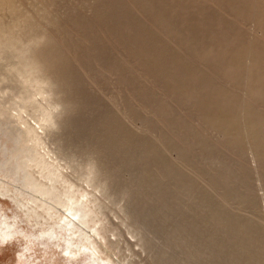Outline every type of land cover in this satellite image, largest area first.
Returning a JSON list of instances; mask_svg holds the SVG:
<instances>
[{
	"label": "rangeland",
	"instance_id": "1",
	"mask_svg": "<svg viewBox=\"0 0 264 264\" xmlns=\"http://www.w3.org/2000/svg\"><path fill=\"white\" fill-rule=\"evenodd\" d=\"M104 2L124 4L123 7L125 6L126 11L136 19L138 24L146 26L150 32L162 39L161 41L165 43L172 56L175 54L178 58L181 56L180 59H186L184 62L192 64L196 71L200 74L203 73L202 76L208 77L209 80L213 79L211 81L214 85H217L219 89L222 88L223 92L226 90L225 93L228 92L229 96L238 100L240 104L242 103L241 106H243L239 108L241 111L238 109L236 111L237 117H241L239 118L240 122L238 121L241 124V132H244L243 134L240 132L245 139L244 143L241 142L242 151L234 149L227 143L226 138L223 137L224 131L218 128L213 132L215 126L212 128V125H208L206 120V124L202 125L203 120L201 119L204 118H198L202 115L199 112L200 109L195 107L197 103L186 104L185 100L183 102V98L176 94L177 91L174 89V91H170L167 88L169 85L167 81L159 80L152 72L145 70L140 62L130 55L125 45H122L116 37L109 33L106 27H96V30L99 31L96 33L97 46L102 49L104 58L100 59L101 61L90 58L87 59V62L76 58L75 48L69 46V42L74 40L82 46H87L89 38H81L79 30L77 31L75 28L74 21L88 20L90 23L91 20V23H94L99 6ZM14 4L16 5H14L15 13L0 7L1 22L9 23L15 18L14 15L22 14L24 18L26 17L28 26L20 24V28H15L16 35H20L21 38L18 37L17 41V45L21 49L20 54L13 49L0 50V157L7 150H12V153H15L16 150L22 148L18 142L20 136L24 135L29 149L43 155L45 162L40 157L39 165L43 166L46 163L54 170L52 179L55 182L65 183L61 184L60 189L57 184H54L57 185L54 189L50 187L48 189L50 196H59L61 200H58L64 203L67 202V198L73 199L74 197L82 201L86 211H84L85 218H90L89 225L96 227L97 232H92V236L88 235L90 237L87 241L88 244L84 242L90 246L88 248L94 251L92 255H90L91 251L87 250L83 253L80 252L78 256L77 254L68 256L59 245H63L62 241L65 238L79 243L78 238L82 237L80 232L85 231L78 224H67L68 221L64 217L58 224H53L50 227L58 236L41 237L39 231L49 228L50 225L44 224L43 221L42 224H36L39 220L34 219L33 216L32 219L27 218L26 210L24 211L22 206L17 204L18 200L11 199L16 195L18 198L28 197L27 190L16 180L17 176L11 177V180L5 173L0 177L9 182L12 193L10 192L8 195L0 193V218L3 217L15 230L3 239L0 237V264H84L82 260L89 255L92 258H98L100 262L101 260L107 262L106 264H254L252 258L255 259V263L258 262V258H263L264 170L262 168L264 167L260 164L264 160L257 155L258 152L255 148H251L253 141L249 136V126L245 123L247 119H244L246 111L245 113L243 111L246 104L254 105L258 110L263 109L264 105L261 107V102L255 101L250 95L247 73L241 74L240 79L234 81L216 68L211 55L196 58L193 56L196 50L195 46H186L179 39H173V36L170 38V35L166 34L136 6L137 4L135 5L129 0H14ZM205 5L209 11L212 10L211 13H215L214 15L218 17L222 15L224 22L234 21V16L230 11L228 13L214 2L207 1ZM97 7L99 8L97 9ZM116 17L121 18V15L118 14ZM70 20L71 22H69ZM236 23L242 34V40L245 43L258 41L264 51V28L258 26L252 18L236 21ZM62 30L66 34H63ZM56 38L60 39L62 44H66L62 50L64 48V55L69 56V63L73 71L76 72L77 78L79 77V86L83 90L79 89L80 91L77 92H81V94L73 93L70 88L62 85L49 70L47 71L46 68L44 70V66L40 69H31L30 61L34 53L42 47L45 48L46 44L50 43V39L56 41ZM76 39L78 41H75ZM181 44H184L183 47ZM183 54L184 56H182ZM188 54L190 55L188 56ZM185 55H187L186 58ZM242 63L245 68L250 67L251 58L244 57ZM111 66L114 67V70ZM177 79L178 77L175 75L171 80L172 84L177 83ZM219 84L222 86L220 87ZM194 91L197 96L194 95ZM194 91L193 95L200 99L203 90ZM179 99L181 102L178 101ZM148 100L155 101L150 104ZM153 105L155 108H152ZM187 107L191 109L190 112ZM195 109L198 110V116ZM261 111L264 112V109ZM178 120L181 125H184L183 129H181ZM183 122L188 125L189 129L192 127L191 129L195 131L193 134L195 133L200 138L206 134L204 140L207 138L210 140L206 143L210 142L211 145H208L213 146L212 149L210 148L212 152H209V146L201 148L207 152H201V149L194 146L195 151L191 146L193 151L189 146L192 152L186 153L190 150L187 149L188 144H193L192 140L196 141L195 138L190 137L192 130L190 132L188 130V133L185 128L187 125ZM169 123L176 124V126L171 128L172 125ZM209 126L213 130L209 129ZM26 127L31 129L28 135L24 129ZM179 128L183 133L186 130L187 134L184 135H189L186 136L187 139L183 138V133H179ZM220 132L223 133V136ZM7 133L20 134L16 136L17 142L16 137L11 140ZM179 134L183 136L181 137ZM183 139L190 141L188 143ZM193 145L198 146V143ZM14 150L15 152H13ZM184 151L185 153H183ZM240 153L241 155H239ZM192 160L195 162L193 163ZM17 161L20 163L19 157ZM166 167L169 169L168 171L171 170L170 173L165 170ZM44 168L47 167L44 166ZM29 174L37 179L32 172ZM239 174L246 180L243 181ZM174 175L176 176L174 177ZM181 178L185 181L182 182L183 184L190 185V189L188 186H186L188 190L182 188ZM45 183L42 182V185ZM51 183L49 181L47 185ZM9 187L7 185L8 190ZM225 191L231 194H227ZM223 192L227 195H223L225 194ZM232 193L237 195H235L236 198L233 199L234 194L232 195ZM227 198L229 200H226ZM244 198L248 201L250 199L253 203ZM88 199L91 203L88 202ZM75 207L77 208V206ZM217 207H220L219 211ZM40 210L41 208L37 209V211ZM75 214L74 222L80 213L76 211ZM217 215L221 219H217ZM231 217H235L236 220L238 218L245 219L246 222L244 220L243 223L240 222L241 225L236 229L235 225L239 222L234 224L236 220L234 219V221ZM91 219L97 223L92 225ZM231 219L234 226L231 225ZM220 221L228 231L235 229V234L238 233L239 236H236L233 230H231L233 234L231 231L223 230L221 223L219 226ZM249 222L255 225L252 226ZM245 223L252 228L250 226L248 227L250 230L246 228ZM256 225L257 228H255ZM87 226L85 225V228H89ZM246 229L249 230L248 235L251 231V238L246 235L245 231L248 232ZM88 230L86 229V231ZM239 233L242 235L244 233V235L241 236ZM236 238L240 239V242H242V238L249 241L252 239L254 244L255 240H259L261 247L258 243L253 244L256 247L253 251H257L255 255L258 253V258L254 252V257L251 254L252 248L249 247V243L246 242L244 245V248L248 245L245 250L241 247L240 242V244L236 243L238 242ZM245 251L248 255L245 254ZM261 260H259V264L263 263L264 258L263 261Z\"/></svg>",
	"mask_w": 264,
	"mask_h": 264
},
{
	"label": "bare ground",
	"instance_id": "2",
	"mask_svg": "<svg viewBox=\"0 0 264 264\" xmlns=\"http://www.w3.org/2000/svg\"><path fill=\"white\" fill-rule=\"evenodd\" d=\"M207 1H209V2L212 1L217 6L223 7L225 9V11H227L228 13L230 11L233 14V16H234V21L232 20V22H230V20H229V22H224L223 19H222L223 17H221L222 15L218 17L217 15H214L215 13L214 14L211 13L212 10L209 11L208 8H206L205 3ZM129 2L134 3L135 5L137 4L136 6H138L152 20V22L157 24L166 34L170 35L169 36L170 38H171V36H173L174 37L173 39H175V38L179 39L186 46H188V45L191 46V47L195 46L196 50L194 51L193 56H195L196 58L198 57V59H199V58H202L203 56L205 57V56H210L211 55L212 61L216 65V68L219 71H221L224 75L229 77L230 79H232L234 81H238L240 79L241 74H243V73L246 74L247 73L246 75L248 77V89H249L250 95L252 96V98L255 101L261 102L260 103L261 107L264 105V51H263V47L261 46V43H259L258 41H256V42L253 41L251 43H245L242 40V34L240 33L239 28H238L237 23H236V21L240 22V21H245V20H247L249 18H252V19H254L257 22L258 26H261V27L264 28V0H129ZM15 4H14V0H0V7H3L4 9L5 8L9 9L11 13L14 12V10H16V8L14 7ZM123 5L124 4H120V3H117V2H113V3L112 2H104L102 5L99 6L100 8L97 7V9L99 8V11L94 9V11L95 10L97 11L94 23H91V20H90V23H89L88 20H87L88 22L87 21H83V20H75L74 21V24L76 26V27L75 26L74 27L77 28V31L79 30V33L81 34V38L82 39L83 38L85 39V37L89 38L88 39L89 40V44L87 46H82V44H79L78 42H74V40L69 42L68 45L69 46H73L75 48L74 52H75L76 58L77 59L79 58V59L84 60L86 62H87V59H90V58L97 59V60H100V59L104 58V54L101 51L102 49L99 48V46H97L98 39H97L96 33H99V31L96 30L97 29L96 27H106L109 30V33H111L114 37H116L122 43V45H125V47L129 51L130 55L133 58H135L136 60H138V62H140V64L145 68V70L147 69L150 72H152L156 76L157 79L158 78H159V80L162 79L164 82L167 81L169 83L167 88H169L170 91L173 90V89L175 91H177V93L176 92L175 93L179 94L183 98V102L185 100L186 104L187 103H189V104H192V103L196 104L197 103L196 104L197 106H195V107H198L200 109L199 112H201V115H202V116L199 115L200 117H198V118L199 119L204 118V119H201V120L204 121V123H203V121L201 122L202 125L206 124V122H205V120H206L208 125L209 124H210V126L212 125V128L214 126L216 127V128L214 127L213 129H215V130H213L209 126V129L213 130V132L217 131L216 129H218V128H219V130L224 131V136L222 135L223 133H221L222 131L220 132V134L224 138H226L227 143L229 145H231V147H234V149H236V150L238 149V151L241 150V148H240L241 147V142L243 140H245V139L243 138V135H242L244 132H241V129H240V125L241 124L238 123V121L240 122L239 118H241V117H237L238 114L236 115V111H237V109L239 110V108L243 106V105L241 106L242 103L240 104V102L238 100H236L232 96H229L227 94L228 92L225 93L226 90L223 92V90H221L222 88L219 89L217 87V85H214L213 82L211 81L213 79L210 78L211 80H209L208 77L202 76L201 74H203V73L200 74L198 71H196V69L194 68V66L192 64L184 62L186 59L185 60H183V58L180 59L181 56L178 58L177 55L175 56V54H174V56H172L170 54L171 52L166 47L165 43H163V41H161L162 39H160L159 36L154 34L153 32H150V30L146 26H143L142 24H138L136 22V19L128 11H126L125 6L123 7ZM128 5H130V4H128ZM1 11H2V9H1ZM25 11H26V9H25ZM190 11H192V12H190ZM214 11H216V10H214ZM76 14H77V12H76ZM118 14L121 15L122 19L116 17V16H118ZM14 16H15V18L13 17L14 19H12L9 23L1 22V19H0V50L3 51L5 49H13V50H16L17 53L19 52V54H20L21 53L20 52L21 49H20V47H18L19 45H17L18 44L17 41L19 40L18 37L20 35L19 36L16 35L17 32L15 31V28L16 27L20 28L21 27L20 24L21 25L23 24L24 26H28V25H27V22H26V19H25L26 17L24 18V16L22 14L14 15ZM43 16H45V15H43ZM71 17H69V18H71ZM84 20H86V19H84ZM69 22H71V20ZM34 23H35V21H34ZM45 28H47V27H45ZM99 30H100V28H99ZM62 32H63V34H66L64 32V30H62ZM62 40H64V38ZM20 41H19V43H20ZM75 41H78V40L76 39ZM48 43L46 44L47 46L45 48L42 47V49H39L38 51H36L34 53L33 57L30 56L31 57V61H30L31 62L30 63L31 69H38V68L40 69L41 67L43 68V66H44V70H45V68L47 69V71L49 70V72L52 75H54L55 78L60 83H62V85H65L67 88H70V90H72L73 93H76L80 89L79 81H78L79 77L77 78L76 72L73 71V68H72V66L69 63V58H68L69 56L66 57V55H64V53H63L64 48L62 50V47L63 46L65 47L66 44H62L61 40L60 39L58 40L57 38H56V41H54V39H52V40L50 39L49 45H48ZM183 45L181 44L182 47H183ZM26 47H24V48H26ZM189 50H188V52H190ZM23 51L25 52V49H23ZM124 51H126V50H124ZM185 54H187V52H185ZM0 55H1V53H0ZM189 55L190 54H188V56ZM182 56H184V54ZM186 56L187 55H185V58H186ZM246 56H249L251 58V65L248 68H245L243 63H242L243 58L246 57ZM188 59H189V57H188ZM33 60H36L37 62L39 61V65L38 66H34L33 63H32ZM192 60L193 59H191V61ZM25 62L27 63V61H25ZM82 63H83V61H82ZM191 63H193V62H191ZM79 64H80V62H79ZM194 65L196 66V64H194ZM98 66H99V64H98ZM111 67H113V66H111ZM85 69L86 68L84 67V70ZM113 70H114V67H113ZM12 71H13V69H12ZM31 71H29V72H31ZM149 71H147V72H149ZM174 74L176 75V77H178V79H177V83L174 82L172 84L171 80L174 78V76H175ZM42 77H44V76H42ZM156 78H155V80H156ZM221 78H223V77H221ZM125 79H127V78H125ZM159 80H158V82H160ZM169 80L171 81V84H170ZM85 81H87V80H85ZM215 82H218V81H215ZM86 85H88V84H86ZM219 85H220V87L222 86L221 84H219ZM120 88H121V85H120ZM150 89H152V88H150ZM197 89L198 90H203V93H201V95L199 94L202 97V99H201V97L199 99V98L194 96L195 94L197 96V93H195V91H194V90H197ZM80 90L82 91L83 89L81 88ZM67 91H69V90H67ZM193 91H194V95H193ZM198 92L200 93V91H198ZM42 93H44V92H42ZM78 94H81V92H79ZM234 94H235V91H234ZM173 95H174V93H173ZM179 95H177V96H179ZM230 95H231V93H230ZM72 98H74V96H72ZM178 98H180V97H178ZM26 99H28V98H26ZM151 100L150 101L148 100L150 104L153 101H155V100H153V101H151ZM176 100H177V98H176ZM81 101H83V100H81ZM178 101H180V99ZM26 102H27V100H26ZM27 103H29V101ZM97 104H99V103H97ZM186 104H184V105H186ZM154 106L155 105H153L152 108H155ZM163 106H164V104H163ZM187 106H189V105H187ZM245 107H246L245 109L243 107V109H244L243 112L245 113V111H246V113H245L246 117L244 119L245 120L247 119L246 120L247 122L245 121V123H247V125L249 126V129H250V131H248V132L250 133L249 136L252 139V140L251 139L250 140L253 141L251 144H252V146L255 145L253 147L251 146V148H255V150H257V152H258L257 155H259V157H261L262 160H264V112L261 111L264 108L263 109L260 108V110H258L257 108H255L254 105H251V104H246ZM190 108H191V106H190ZM190 108L187 107V110L189 112L191 111ZM195 110H197V109H195ZM49 111H51V110H49ZM239 111H241V110H239ZM239 114H240V112H239ZM197 116H198V110H197ZM92 119H95V118H92ZM168 122H170V121H168ZM179 122H180V120H178V123ZM171 123H169V124H171ZM183 123H185V122H183ZM245 123L243 122V124H245ZM181 124H182V119H181ZM181 124L179 123V125H181ZM26 125H28V124H26ZM171 125H172L171 128L176 126V124L175 125L171 124ZM185 125H187V124L185 123ZM23 126H24V124H23ZM182 126H184V125H181V127ZM27 127L24 128L25 132H26V135H28L31 132V129H29ZM185 128H187L186 129L187 132H188V130H189V132H190V130H192L191 129L192 127L189 129L188 125ZM181 129H183V127ZM181 129L179 128V133L181 132L180 131ZM115 130H113V131H115ZM186 130H184L185 133H186ZM111 131H112V129H111ZM193 132H195V131L194 130L191 131L192 136L190 135V137L191 138L193 137V139L195 138V141L198 143V146L200 145L199 147L197 145H193L196 142H194V140H192L190 137H188V138H190L192 140L193 144H191V143H190V145L188 144L189 141H190L189 139L188 140H184V139H187L186 136H189V135H184L185 133H183V132H181V133H183L184 136L179 134L181 137L182 136H183V138L185 137L183 139L185 142L186 141L188 142L187 143L188 144L187 149L189 148V146H190V148L192 146L195 149V151H196V148H199V150H200L201 148H206L207 146H209V152H212V150H210V148L213 147V146H210L211 145L210 142L208 143L210 145H208L206 143V141H208L209 139L207 138V140H204V137H205L206 134L205 135L203 134L204 136L202 137L203 138L202 139V138H200V136L195 135V133L193 134ZM248 132H246V133H248ZM123 133H125V132H123ZM225 134L227 135V137H225L226 136ZM7 135L11 138V140H13L16 136H18L20 134L15 135V134L7 133ZM125 135H127V134H125ZM194 135H195V137H194ZM125 138L127 139V137H125ZM15 139H16V142H17L18 138L16 137ZM138 142H139V140H138ZM18 143L20 144V146L22 148L16 150V152L14 150L13 152H15V153H12V150H9V151L7 150L8 152L6 151V152L2 153V156L0 157V173H1L0 175L4 176L5 173H7V177L9 176V178L11 180H12V178H14V176H17L18 179H16V180L19 181L20 184L27 190L28 197L18 198L17 195H16L15 197L14 196L11 197V199L13 201L14 200L15 201L18 200L16 202H17V204L19 206H22L24 211L26 210L25 211V215L27 216V218L29 217L30 219H32L31 217L33 216L34 219L39 220V222L36 223V224H42V221H43L44 224L47 223V224L50 225L49 228H44V229H41L39 231V235L41 237L42 236L51 237L52 235H55V231L52 228H50V227H51V225L53 226V224H58V222L61 221L64 217L66 218L65 220L68 221L67 224H78V226L85 231V232H80L82 237L79 236V238H78L79 243H74L73 241H71L69 239L67 240L65 238L64 241H62L63 245H61V246L59 245V247H61V249L64 252H66L68 256H72V255H75V254H77V256H78V254L80 252L83 253V251H87V250L91 251L90 255H92L94 253V251L92 249L88 248L90 246L87 245L88 244L87 241H89V239H90V237H88V235L89 234L91 235L92 232L96 233L97 230H96V227H93V226L91 227L89 225L90 218H87V219L85 218L86 217V215H85L86 211L84 210V207H83L84 203L82 201L78 200V198L75 199V197L73 199H71V198L68 199L66 197L67 198V202L65 201L66 203H64V202L59 201V200H61L59 198V196H54V195L50 196L49 191H48V189H50V187H52L54 189L58 185V189H60L59 187H62L61 184L64 185L65 183H63V182L59 183L58 181H57L58 182L57 183V182H55L54 179H52V177H53L52 174H53L54 170L50 166H48L46 163L43 166H42V164L39 165L40 157H42L43 160H44V157H43L42 154H39L36 151L34 152V151L30 150L31 148L29 149L28 145H26V140H25L24 135L20 136ZM38 143H39V141H38ZM243 143H244V141H243ZM129 144H131V143H129ZM15 145H17V144H15ZM31 146H34V145H31ZM150 146L152 147V144ZM12 148H15V147H12ZM145 148H147V147H145ZM191 149L188 152H186V153H189L191 151ZM27 150H29V151H27ZM38 150L40 151V149H38ZM152 150L154 151V149H152ZM204 151L207 152L205 149H203L201 152H204ZM149 152H150V150H149ZM243 152H245L244 149H243ZM30 153H33V154H30ZM41 153H42V151H41ZM179 153H180V151H179ZM183 153H185V151ZM14 154H16V155H14ZM254 154H255V151H254ZM239 155H241V153ZM257 155H255V156L257 157ZM18 157H19L20 163H18V161H17ZM32 157H34V158H32ZM257 159H259V158H257ZM26 160H27V162H26ZM258 161L261 162L260 160H258ZM44 162H45V160H44ZM194 162L195 161H193V163ZM48 163H50V162H48ZM44 166H46L47 168L45 169ZM101 166H102V164H101ZM260 166L264 167V161H263L262 164H260ZM262 169L264 170V168H262ZM40 170H42V173H40ZM165 170L168 171L169 169H167V167H166ZM170 171H168V172L170 173ZM30 172L33 173V176L35 174L36 177L35 176L34 177L37 178V179H34L32 177V175L29 174ZM172 173H175V172L172 171ZM176 175H174V177ZM178 176H180V175H178ZM239 177H241V179L243 181L246 180V179L244 180V178L241 175ZM182 178L180 180V184H183L185 182ZM248 178H249V176H248ZM239 180H240V178H239ZM49 181H51L52 183L50 185H47ZM61 181H63V180H61ZM42 182H46V183L44 185H42ZM8 183H9L8 181H5V180L1 179V177H0V193L1 194H4V195L5 194L6 195L10 194L12 189L9 187ZM54 184H57V185H54ZM7 185L9 187V190L7 188ZM183 185H181V186L184 189L187 188L186 186H188V187L190 186V185H185V184H183ZM188 189H190V187ZM188 189H186V190H188ZM72 191H71V193H73ZM227 191H225L227 194L232 192V190H229L230 192H227ZM225 192H223V193H225ZM63 193H64V191H63ZM68 193H70V192H68ZM226 193L223 194V195L226 196L227 195ZM56 195H57V192H56ZM232 195H233L232 196L233 199L236 198V196H237L235 193H232ZM81 196H83V195H81ZM239 198H240V196H239ZM244 199H246V198H244ZM64 200H65V198H64ZM64 200H62V201H64ZM226 200H229V198H227ZM88 202H90L89 199H88ZM248 202L253 203V201H251L250 199H249ZM205 203H207V202H205ZM56 205H59L60 207L58 208ZM75 206H77V208ZM209 207L211 208V206H209ZM38 208H41V210L37 211ZM214 208H216V207H214ZM219 208L217 207L218 211L220 210ZM76 211H79L80 214L78 215V219L76 220V222H74V217L76 216V214H75ZM212 211L214 212V210H212ZM216 212H217V210H216ZM223 213H224V210H223ZM219 216H220V214H219ZM219 216L217 217V219L218 218L221 219V217H219ZM235 217L234 218L231 217V218H233V220H234ZM215 218H216V216H215ZM224 218H222V219L225 220ZM229 219H230V217H229ZM240 219L238 218V220H240ZM238 220H236L234 222V224L239 222V223H237V225L239 224L238 226L235 225L236 229L239 228V226L241 225L240 222L241 223H243L244 221L246 222L245 219H241V221H238ZM91 221H92V225L94 223H97V222L93 221L92 219H91ZM221 221L219 222V226H221L220 225ZM226 221H227V219H226ZM227 223H228V221H227ZM221 224L223 225V227H225V228L222 227V229L225 230V231L226 230L228 231L226 226H224L223 223H221ZM232 224H233V222H232V219H231V225ZM234 224H233V226H234ZM249 224H251V223L249 222ZM85 225L86 226L88 225L89 228H85ZM245 225H246L245 226L246 228H248L250 226V225L247 226V223H245ZM254 225H252V226H254ZM11 227H12L11 224L6 222L3 217L0 218V237L2 239L7 237V236H9L15 230V229L13 230L12 229L13 227L12 228ZM257 227L258 226L256 225L255 228H257ZM219 228H221V227H219ZM228 228H229V226H228ZM240 228H242V227H240ZM86 229H89V230L86 231ZM248 229H246L248 232L245 231L246 235H248L247 233H249L250 229L249 230ZM231 230H233V229H231ZM231 230H229V231H231ZM233 231H234V234H235V229ZM255 231H258V230H255ZM232 234H233V232H232ZM257 234H259V232H257ZM237 235H238V233H237ZM240 235L243 236L244 233H243V235L242 234H240ZM55 236H58V234L55 235ZM248 236H250V238H251V231H250V234ZM239 240L240 239L236 238V241H238L236 243L237 244L241 243V247H243V248H244V245H246V242L249 243V247L252 248L251 254L253 255V252H254V255H255V252H257V251H253V249H256V247L254 245L257 244V243L259 244L260 243L259 240L258 241L255 240V242H256L255 244L253 242L254 240L252 241V239H250V241L253 242V243L251 242L252 244L246 238L245 239L242 238L243 244H242V242H240L241 240L240 241ZM243 240H248L249 242L248 241H243ZM84 242H87V244H85ZM250 245L254 246L255 248L250 246ZM247 246H245V248H244L245 250L247 249L246 248ZM261 246L262 245H260V247ZM250 248H249V250H250ZM229 249H230V247H229ZM244 249H243V251H244ZM249 250H247V251L249 252ZM245 254L248 255L246 253V251H245ZM257 254L258 253H256L255 256H257V258H258ZM90 255L84 257V259L82 260V262L84 264H106L107 263V262H105L103 260H101V262H100L98 258H92ZM254 255H253V257H254ZM247 258L249 259V257H247ZM263 258H258V262H256V263L259 264L260 263L259 260L262 259L261 261H263ZM76 260H77V258H76ZM250 261H249V263H251ZM252 261H254L253 263L256 264L255 263V259L252 258ZM263 263H264V261H263ZM263 263L261 262V264H263Z\"/></svg>",
	"mask_w": 264,
	"mask_h": 264
},
{
	"label": "water",
	"instance_id": "3",
	"mask_svg": "<svg viewBox=\"0 0 264 264\" xmlns=\"http://www.w3.org/2000/svg\"><path fill=\"white\" fill-rule=\"evenodd\" d=\"M32 63H33L34 66H38L39 65V61L37 62L36 60H33Z\"/></svg>",
	"mask_w": 264,
	"mask_h": 264
}]
</instances>
